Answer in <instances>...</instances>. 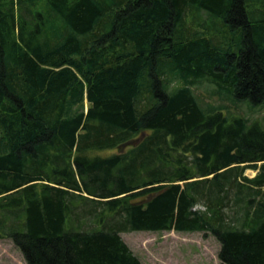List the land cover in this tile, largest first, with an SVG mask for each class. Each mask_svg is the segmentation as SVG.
<instances>
[{
    "label": "trees",
    "instance_id": "trees-1",
    "mask_svg": "<svg viewBox=\"0 0 264 264\" xmlns=\"http://www.w3.org/2000/svg\"><path fill=\"white\" fill-rule=\"evenodd\" d=\"M253 1L0 0V238L27 264H143L121 234L172 231L264 264V121L193 91L264 104Z\"/></svg>",
    "mask_w": 264,
    "mask_h": 264
},
{
    "label": "rangeland",
    "instance_id": "rangeland-1",
    "mask_svg": "<svg viewBox=\"0 0 264 264\" xmlns=\"http://www.w3.org/2000/svg\"><path fill=\"white\" fill-rule=\"evenodd\" d=\"M249 10L264 11V0H255L249 3ZM206 19L202 15V20ZM207 20V19H206ZM221 22V21H220ZM224 23H219L222 28ZM216 85L203 80L193 87V91L201 104L206 107H226L225 114L242 116L251 122L264 121V104L252 106L248 101L237 105L215 96ZM113 151L98 152L101 156H109ZM247 177L256 176L253 170L245 172ZM125 243L143 264H222L218 258L220 243L213 236L204 233H177V232H125L121 234ZM0 264H27L21 251L11 239L0 238Z\"/></svg>",
    "mask_w": 264,
    "mask_h": 264
}]
</instances>
